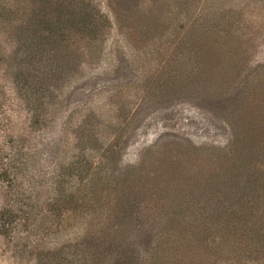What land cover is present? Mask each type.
<instances>
[{
  "label": "rangeland",
  "instance_id": "rangeland-1",
  "mask_svg": "<svg viewBox=\"0 0 264 264\" xmlns=\"http://www.w3.org/2000/svg\"><path fill=\"white\" fill-rule=\"evenodd\" d=\"M16 4L61 10L63 52L20 43ZM0 19V208L19 216L0 264H196L189 243L264 264L246 248L264 231V0H0ZM45 64L64 67L43 96Z\"/></svg>",
  "mask_w": 264,
  "mask_h": 264
},
{
  "label": "trees",
  "instance_id": "trees-1",
  "mask_svg": "<svg viewBox=\"0 0 264 264\" xmlns=\"http://www.w3.org/2000/svg\"><path fill=\"white\" fill-rule=\"evenodd\" d=\"M18 3V2H17ZM46 6V5H45ZM22 6L19 4H16V6L14 8L11 9V12H9V14L12 17V21H8L7 19H5V22L6 24H10V23H14V26H15V29H16V32H20L21 31L23 33H21V35L23 36L24 39H22L21 37L19 38L21 40L20 43L22 42H28L30 44H33L34 46L32 47L34 49V52H36V54H38L39 58H41L42 60H44V62L46 63L45 59L47 60V57H48V51L46 52L45 49L49 47V49L51 47H56L58 48L60 45L62 46L59 47V52H63V49H64V46L62 44L63 42V36H65V32H64V29H65V24L62 22L61 20V17H60V14H61V10L60 9H56L55 7V11L56 12H60L59 14H56L57 17L54 18L52 12H50L51 14L48 15L46 14V12H43L42 15H39L37 16L38 18H36L35 16L31 18V21L29 19H26L24 20L23 19V10H22ZM51 9V8H50ZM81 9V7H80ZM84 12H85V15L91 17V9L89 8V6H84L82 7V9ZM51 11V10H50ZM71 20V18L69 19V21ZM2 20L0 19V22ZM4 21V20H3ZM76 24L77 21L75 20H72L71 23ZM19 25V26H18ZM29 32L30 33V37L32 39H30V41H27L29 40V38H26L24 37L26 35V33ZM56 39H58L59 42H56ZM64 40H66L64 38ZM39 43H44L46 44L45 46H42L41 44ZM22 44H25V43H22ZM58 65V64H57ZM64 65L61 67V70H51L48 68V66L46 67V64L44 65V70L41 69V68H37L36 70V73L34 74V77H33V82H32V85L37 87L38 90H41L43 89L42 91V94L43 96L45 95H51L52 92H54L52 90V86L54 85V82H56L59 77H55V75L59 74L62 72V69H63ZM53 71H56L54 72L53 74H51L50 72H53ZM15 80H14V85H16L18 83V80H21L24 78V76H22V74L20 75L19 72H17L15 74ZM56 88L58 87V84L55 83L54 85ZM36 115V113H35ZM36 120V117L35 119ZM74 166V165H73ZM72 169H78V166L76 167H72ZM64 170L66 171L65 172V175L67 176L69 170L65 169ZM68 177V176H67ZM245 212H242L241 213V216L242 217H245ZM16 217H19L18 216V213H14L11 209H8L7 206H4V208H0V220H4L3 222L0 223V227L1 228H4V230L2 229V231L0 230V234H5L7 233L8 229H7V226L9 224H13L12 222L15 220ZM257 225V224H256ZM260 226V225H258ZM264 227V225H263ZM259 228H257V233H252L254 234L253 238H248L246 237V248L248 249L249 253L251 254L253 251H257V254H260L261 252H264V231L263 233H259ZM233 236V235H232ZM234 237H237L236 239L233 238L232 240V244H236L237 242H240V238H238V233L237 231L235 230L234 231ZM85 238V237H84ZM83 238V239H84ZM250 239V244H247V242H249ZM223 239H220L217 241L218 243V247L219 249H217V254L219 255H224L223 254V250L225 248H227V246L225 245V242H222ZM86 244V248H84V252H83V256L85 257H92L94 256V258H96L98 256L97 254V245L99 244L97 241V238L96 239H90L89 238H85L83 240ZM81 242V241H80ZM90 243V244H89ZM83 244V242H82ZM179 244H182V243H177L175 241H172L171 243L168 242L167 245H169V249L174 251L175 253H181V248H183L182 246H179ZM215 245V246H216ZM76 247H80V246H76ZM178 247V248H177ZM190 248L192 251H193V257H197L196 258V264H205L206 261L207 263H210V261L208 260V255H209V252L208 253H204V250H205V246H200L199 244L198 245H194V244H191L189 243L186 248ZM63 248V247H62ZM63 250V249H61ZM237 250V249H236ZM236 250L233 249V253H236ZM45 254H48V255H51V254H56L55 256L57 255H61L60 253H52V252H46ZM66 254V253H65ZM85 254V255H84ZM216 254V255H217ZM213 258H214V254H212ZM261 256V254H260ZM218 257V256H217ZM84 258V257H83ZM39 260H41V258L39 257ZM211 264V263H210Z\"/></svg>",
  "mask_w": 264,
  "mask_h": 264
}]
</instances>
